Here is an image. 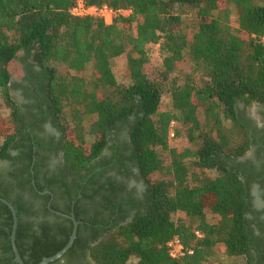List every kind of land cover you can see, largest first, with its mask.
Segmentation results:
<instances>
[{
	"label": "trees",
	"instance_id": "16d2710c",
	"mask_svg": "<svg viewBox=\"0 0 264 264\" xmlns=\"http://www.w3.org/2000/svg\"><path fill=\"white\" fill-rule=\"evenodd\" d=\"M75 1L0 0V104L12 108L9 120L0 116V160L19 159L11 150L25 146L39 122L34 114L50 112L63 132L59 181L40 183L33 157L25 169L0 173V196L17 210L16 244L25 264L66 245L72 212L80 221L77 237L49 264H264V219L252 204V184L264 190V126L249 115L253 105L264 106V0H85L132 8L111 23L72 15ZM190 11L195 23L186 27ZM156 44L162 60L153 65ZM121 55L126 84L113 71ZM16 61L19 80L12 76ZM172 121L182 124L175 136H185L186 145L171 146ZM123 132L126 151L97 160ZM254 145L258 171L242 160ZM132 166L144 180L139 198L126 197L116 177L103 179L108 167L129 174ZM57 186L67 207L34 200ZM101 203L115 212L112 221L90 214ZM124 205L135 211L129 216ZM179 212L184 217L175 219ZM12 225V211L0 200V264H19ZM174 236L185 249L179 257L167 247Z\"/></svg>",
	"mask_w": 264,
	"mask_h": 264
},
{
	"label": "flooded vegetation",
	"instance_id": "af4514ba",
	"mask_svg": "<svg viewBox=\"0 0 264 264\" xmlns=\"http://www.w3.org/2000/svg\"><path fill=\"white\" fill-rule=\"evenodd\" d=\"M19 102H25V99L20 98L18 100ZM257 113L258 116L254 117L249 113L251 118L253 119L254 126L262 127L264 126V106L257 105ZM32 120L38 121V124L35 126L34 130L31 131V134L27 140H24L23 142L26 143L23 147H18L16 149L11 150V154L19 155V159H2L0 160V173H2L3 176L6 174L8 175L12 170L16 168H24L27 165V162L30 157H33L34 159L38 160V172L36 175V179L40 183H45L50 179H54L55 181H59L61 178L60 176L63 174V171L61 169L62 164V156H63V132L61 127L56 123L54 116L46 111L45 113L41 114L38 117V114L32 115ZM127 134L124 132L119 134L116 139L110 142V144L115 143V147H106L102 154L98 157L97 160L103 162H109L112 160H115L116 154L123 153L126 151V144H127ZM256 151L257 146L254 145L249 152L242 157V160L249 159L250 163L249 165L253 166L256 171L261 169V164L256 158ZM263 154V153H262ZM25 171V172H24ZM23 171V174L25 177H27L26 170ZM117 169L113 167H108L107 172L105 173V176L103 179H108L109 176L116 177L119 182L124 184L126 187V191L124 192V195L127 197L130 194L136 197H142L144 192V180L141 179V177L138 174V170L136 167H131V173L127 174H119L116 172ZM103 176V175H102ZM3 179V178H2ZM33 184H35V181L32 180ZM73 185V184H71ZM30 187V186H29ZM62 186L55 187L56 191L51 190H43L41 191L43 197H35L34 200H37V203L40 205L41 203L48 201V206L51 204H56L62 208H65L69 204V199L67 196L61 195V192L59 190H62ZM71 188L75 189L74 186H71ZM264 190L261 188L259 183L254 182L252 184V204L257 209L260 210V217L261 219H264ZM80 195V194H79ZM118 200H122L121 195H116ZM26 198H28V195H26ZM31 199V198H30ZM35 203V205L37 204ZM37 204V205H38ZM36 205V206H37ZM101 206L102 203H101ZM88 204L86 203L84 208L87 209ZM125 212L129 216L135 211L132 207L129 208L126 205ZM84 209V210H85ZM116 210H119V207L116 208ZM90 214L95 213V215L99 217H107L110 221H112L113 217L115 216V212L111 210V208L103 207H97L95 209H89ZM85 237H89L90 231L85 230L83 232Z\"/></svg>",
	"mask_w": 264,
	"mask_h": 264
},
{
	"label": "rangeland",
	"instance_id": "374dc122",
	"mask_svg": "<svg viewBox=\"0 0 264 264\" xmlns=\"http://www.w3.org/2000/svg\"><path fill=\"white\" fill-rule=\"evenodd\" d=\"M183 18H184V22H185V25L186 27L189 26V27H192L195 23V17H194V14L190 11L188 12L187 14H184L183 15ZM231 22L233 23V25H237L238 24V21H237V14H236V11L235 9L232 11V15H231ZM159 45L156 44V45H151V48H150V55H151V63L153 65L155 64H159L162 60L161 58V55H160V51L158 49ZM126 67H127V56L126 55H121L119 57H116L114 60H113V71L116 75V78L117 80L121 83V84H126L128 82V79L127 77L125 76V70H126ZM13 79H21L22 78V75H23V69H22V65L19 61H16L14 67H13ZM91 73V65L89 64L87 66V69H86V74L89 75ZM13 91V97L18 101L20 100V98H23L22 94L20 91ZM0 95H1V89H0ZM19 102V101H18ZM171 106V101H170V96L169 94H164L162 96V108L164 109H167ZM257 105H253L252 107L249 108V113L251 115H253L254 117H257L258 116V113H257ZM11 111H12V108L6 103V102H3L0 104V116H1V119L2 121L6 122V120H9L10 119V115H11ZM177 126L180 127V129L183 128L182 124H178ZM87 138L89 140L92 139V135L91 134H88L87 135ZM0 141H1V138H0ZM169 142L171 144V146H184L186 145V141H185V136H175L174 138H169ZM207 173L210 175V176H215L216 175V170H208ZM161 174H158V177H160ZM179 217H184V214L183 213H176L174 215V218L177 219ZM224 260L228 261V262H236V259L234 258H226L224 257ZM238 263L240 261H237Z\"/></svg>",
	"mask_w": 264,
	"mask_h": 264
},
{
	"label": "built area",
	"instance_id": "2783aa9c",
	"mask_svg": "<svg viewBox=\"0 0 264 264\" xmlns=\"http://www.w3.org/2000/svg\"><path fill=\"white\" fill-rule=\"evenodd\" d=\"M74 16L84 17L92 16L103 19L106 23H111L114 18L120 16H129L133 10L131 7L114 6L109 3L95 4L87 3L85 0H76L70 9ZM261 41L264 43V35L261 36ZM177 123L172 121L170 126L169 136L175 137V126ZM199 236L202 235L199 231L196 232ZM169 253L172 257H179L185 253L184 246L178 236H174L167 242Z\"/></svg>",
	"mask_w": 264,
	"mask_h": 264
},
{
	"label": "water",
	"instance_id": "95a60500",
	"mask_svg": "<svg viewBox=\"0 0 264 264\" xmlns=\"http://www.w3.org/2000/svg\"><path fill=\"white\" fill-rule=\"evenodd\" d=\"M0 200L4 203H6L9 208L12 211V215H13V225H12V231L10 234V238H11V243H12V248L14 251V260L17 261L19 264H25L24 260L22 259V256L18 250L17 244H16V230H17V226H18V216H17V210L14 207V205L8 201L6 198L0 196ZM57 213L59 214H63L60 211H57ZM66 215V214H63ZM67 217L71 218L73 221V229H72V233L69 237L68 242L66 243V245L61 248L60 250H58L56 253L49 255V256H44L42 258L41 261H39L37 264H49L57 259H60L65 252L72 246L75 238L77 237V232H78V227H79V223L80 221L76 219L75 214L72 212V214L70 215H66Z\"/></svg>",
	"mask_w": 264,
	"mask_h": 264
}]
</instances>
